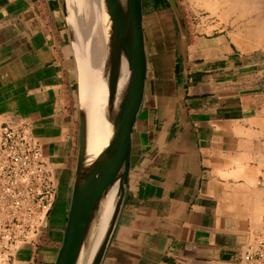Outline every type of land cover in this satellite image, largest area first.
Listing matches in <instances>:
<instances>
[{
    "label": "crops",
    "instance_id": "1",
    "mask_svg": "<svg viewBox=\"0 0 264 264\" xmlns=\"http://www.w3.org/2000/svg\"><path fill=\"white\" fill-rule=\"evenodd\" d=\"M151 2L144 95L101 264H241L264 216V6L239 2L236 22L209 32V20L183 17L180 29L166 2ZM76 91L60 0H0V125L30 121L61 192L46 242L19 249L15 264H53L61 243Z\"/></svg>",
    "mask_w": 264,
    "mask_h": 264
},
{
    "label": "water",
    "instance_id": "2",
    "mask_svg": "<svg viewBox=\"0 0 264 264\" xmlns=\"http://www.w3.org/2000/svg\"><path fill=\"white\" fill-rule=\"evenodd\" d=\"M165 2L178 27L183 29L181 9L174 0ZM60 3L77 72L78 138L65 228L53 264H78L91 244L93 233L108 214L103 233L87 259V264H101L123 202L131 135L144 95L147 58L143 25L147 1L103 0L110 22L104 60L108 101L111 102L105 120L110 129L106 142L93 151L87 145L88 116L80 95L84 56L69 17L74 10L69 0H60ZM122 65L126 77L116 95ZM108 199V208L104 211Z\"/></svg>",
    "mask_w": 264,
    "mask_h": 264
},
{
    "label": "built area",
    "instance_id": "3",
    "mask_svg": "<svg viewBox=\"0 0 264 264\" xmlns=\"http://www.w3.org/2000/svg\"><path fill=\"white\" fill-rule=\"evenodd\" d=\"M57 176L26 118L0 125V264H15L23 247L46 242L43 232L57 197ZM241 264H264V216L249 233Z\"/></svg>",
    "mask_w": 264,
    "mask_h": 264
},
{
    "label": "bare ground",
    "instance_id": "4",
    "mask_svg": "<svg viewBox=\"0 0 264 264\" xmlns=\"http://www.w3.org/2000/svg\"><path fill=\"white\" fill-rule=\"evenodd\" d=\"M76 1L78 2L76 4L74 3L75 9L77 10V7H81L83 10L77 14L75 19L72 16L73 20L72 18L71 20L74 21L73 24L77 31V38L80 42L81 50L84 56L83 63L81 65L83 78L80 95L86 105L88 116L87 145L88 149L93 151L106 142L110 129L109 124L105 120V113L107 112V108L110 106L109 103L111 102L108 101L109 91L106 83V73L104 72V60L106 57L107 42L110 35V22L103 0ZM231 2H234V0H231ZM82 15H85V20L83 21L81 19ZM84 33H88V35ZM123 65L121 66V73L117 83L116 95L119 93L126 77V70ZM109 201L110 200L108 199L104 207V211L108 208ZM107 217L108 214L101 220L98 229L95 234L93 233L92 235L93 238L91 244L89 245L90 247L88 246L89 248H86L87 250L78 264H87V259L91 256L103 233Z\"/></svg>",
    "mask_w": 264,
    "mask_h": 264
},
{
    "label": "rangeland",
    "instance_id": "5",
    "mask_svg": "<svg viewBox=\"0 0 264 264\" xmlns=\"http://www.w3.org/2000/svg\"><path fill=\"white\" fill-rule=\"evenodd\" d=\"M146 1H147V5H148V0H146ZM149 1L151 2V1H155V0H149ZM161 1L165 2V0H161ZM174 1L177 4V6L181 9L182 16L185 19H187V21H189V20L190 21H197L199 19L209 20V32H211V31H216L217 29H221L222 28L221 24L223 22H227V20H229V19L235 20V21L234 20L231 21L232 23L236 22V20L238 19L236 16V13L238 12L237 7H238V3L241 0H234V2H231V0H220V1H218V0H174ZM226 1H228V2H226ZM69 2H71L70 4L72 5L73 10H74L73 13H71V15L69 17H70V19L72 18V20H73V17L75 19V17H77V14L79 12H81V10H83V9H81V7H79V8L77 7V10L75 9L74 3L76 4L78 1L69 0ZM241 2H243L244 5L246 3L249 5L251 4V5H253L252 7H254V5L264 6V0H243ZM221 11H223V12H221ZM255 11L259 12L260 10H247L246 12H255ZM261 12L264 13V10H262ZM81 19H82V21L85 20V15H82ZM145 20H147V16H145ZM84 34L88 35V33H84ZM86 35H85V37H86ZM87 38H88V36H87ZM72 169H73V167H72ZM72 173H73V171L70 172L69 183H68L67 187L65 188L66 191L63 194L64 199H63L62 207L58 211V216H59L60 221L62 223V226H64V228H65V222H66V216H67V210H68V204H69Z\"/></svg>",
    "mask_w": 264,
    "mask_h": 264
},
{
    "label": "flooded vegetation",
    "instance_id": "6",
    "mask_svg": "<svg viewBox=\"0 0 264 264\" xmlns=\"http://www.w3.org/2000/svg\"><path fill=\"white\" fill-rule=\"evenodd\" d=\"M57 183H58V190H57V197L56 198L59 200L61 192L59 190V179L58 178H57ZM57 199H56V201H57ZM55 203H54V205H55ZM53 208H54V210H56L57 209V205L55 207L53 206ZM53 208H52V210H53Z\"/></svg>",
    "mask_w": 264,
    "mask_h": 264
}]
</instances>
